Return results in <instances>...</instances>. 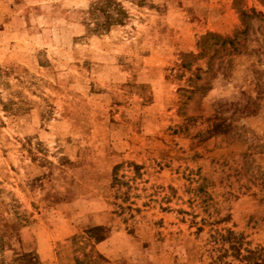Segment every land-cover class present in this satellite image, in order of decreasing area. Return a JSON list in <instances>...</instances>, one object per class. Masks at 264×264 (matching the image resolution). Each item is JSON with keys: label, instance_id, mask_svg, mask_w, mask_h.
Masks as SVG:
<instances>
[{"label": "rangeland", "instance_id": "obj_1", "mask_svg": "<svg viewBox=\"0 0 264 264\" xmlns=\"http://www.w3.org/2000/svg\"><path fill=\"white\" fill-rule=\"evenodd\" d=\"M264 264V0H0V264Z\"/></svg>", "mask_w": 264, "mask_h": 264}, {"label": "trees", "instance_id": "obj_2", "mask_svg": "<svg viewBox=\"0 0 264 264\" xmlns=\"http://www.w3.org/2000/svg\"><path fill=\"white\" fill-rule=\"evenodd\" d=\"M23 257L24 258H22V262L25 261L24 264H34L32 263L33 261L30 258L27 259V256H23Z\"/></svg>", "mask_w": 264, "mask_h": 264}]
</instances>
